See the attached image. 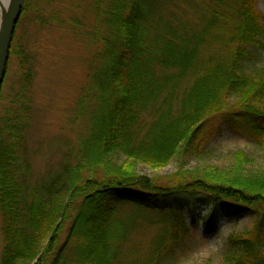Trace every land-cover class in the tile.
<instances>
[{
	"label": "trees",
	"instance_id": "trees-1",
	"mask_svg": "<svg viewBox=\"0 0 264 264\" xmlns=\"http://www.w3.org/2000/svg\"><path fill=\"white\" fill-rule=\"evenodd\" d=\"M117 3L105 42L106 64L95 78L101 106L93 134L83 142L78 165L66 161L36 188H23L14 177V160L6 158L13 156V146L0 140L5 156L0 160L2 264H47L52 256L49 264H70L63 251L73 241L76 264H163L190 232L187 220L174 207L187 209L190 223L197 225L201 219L196 215L198 206L210 208L201 219L207 235L216 232L220 216L236 220L245 212L259 214L253 236L231 237L222 260L224 264H264V188L256 190L250 176L243 177L250 163L242 153L235 155L231 168L193 169L179 175L175 190L159 188L135 171L138 164L158 170L168 166L182 148L196 149L207 120L219 114L264 151V69L245 67L253 50H264V15L258 1L241 0V20L232 37L236 48L227 62L211 63L184 100L181 116L160 125L138 145L133 143V129L151 98L150 61L144 52L148 12L136 2ZM213 24L205 33L215 28ZM167 54L168 61L188 68L196 50L177 54L170 46ZM116 154L125 155L122 165L114 161ZM77 205L79 212L66 243L58 250L63 221ZM124 206L157 214L160 232L166 235L149 242V256L133 253L124 259V246L130 252L134 247L127 240L124 246L116 245L122 230L116 231L117 213Z\"/></svg>",
	"mask_w": 264,
	"mask_h": 264
},
{
	"label": "rangeland",
	"instance_id": "rangeland-1",
	"mask_svg": "<svg viewBox=\"0 0 264 264\" xmlns=\"http://www.w3.org/2000/svg\"><path fill=\"white\" fill-rule=\"evenodd\" d=\"M257 1L264 15V0ZM117 2H136L148 12L144 52L150 61L151 98L133 129L134 145L148 139L160 125L177 120L184 100L206 68L211 63L227 62L235 51L232 37L241 20V0H25L0 92V140L13 146V156L6 158L15 162L14 177L19 186L34 189L64 162L78 165L83 142L92 136L101 106L95 78L106 64L105 42L110 38V16ZM213 22L215 28L205 33ZM170 46L177 54L196 50L192 65L187 68L168 61ZM253 54L245 67L264 69V50H253ZM223 116L207 120L196 149L182 148L168 166L158 170L138 164L136 173L159 188L175 190L179 175L193 169L231 168L235 155L242 153L250 163L243 177L250 176L256 190L264 188V151L243 131L230 127ZM3 157L0 151V160ZM114 161L122 165L126 157L116 154ZM196 209L201 219L210 213L207 206ZM174 211L187 220L190 232L163 264H224L222 256L230 249V238L253 236L259 221L254 212H245L236 220L220 216V227L207 235L204 220L192 225L187 209L174 207ZM78 212L77 205L69 218L59 221L65 223L58 250L64 247ZM157 219L155 212L138 207L118 209L116 231L122 230L116 245L124 246L128 241L134 247L130 252L124 246V259L133 253L149 256V242L166 235L160 232ZM75 245L73 241L63 251L70 264H76ZM4 249L0 199V264Z\"/></svg>",
	"mask_w": 264,
	"mask_h": 264
},
{
	"label": "water",
	"instance_id": "water-1",
	"mask_svg": "<svg viewBox=\"0 0 264 264\" xmlns=\"http://www.w3.org/2000/svg\"><path fill=\"white\" fill-rule=\"evenodd\" d=\"M24 2L25 0H11L8 8L2 10L0 22V92L4 84L10 49Z\"/></svg>",
	"mask_w": 264,
	"mask_h": 264
},
{
	"label": "bare ground",
	"instance_id": "bare-ground-1",
	"mask_svg": "<svg viewBox=\"0 0 264 264\" xmlns=\"http://www.w3.org/2000/svg\"><path fill=\"white\" fill-rule=\"evenodd\" d=\"M11 0H0V16L3 9H7Z\"/></svg>",
	"mask_w": 264,
	"mask_h": 264
}]
</instances>
